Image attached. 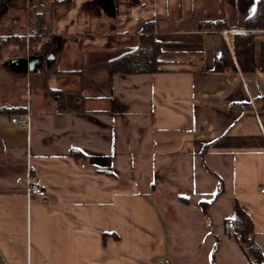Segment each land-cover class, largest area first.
Returning a JSON list of instances; mask_svg holds the SVG:
<instances>
[{
    "label": "crops",
    "instance_id": "1",
    "mask_svg": "<svg viewBox=\"0 0 264 264\" xmlns=\"http://www.w3.org/2000/svg\"><path fill=\"white\" fill-rule=\"evenodd\" d=\"M257 2L52 5L53 33L62 39L57 67L82 73L44 77L43 58L33 59L24 86L13 73L21 66L6 61L0 69V259L250 264L226 230L237 202L264 254V30L254 72L214 70L224 30L229 40L241 31ZM219 19L228 27H200ZM147 21L162 40L165 69L110 78L106 62L136 47ZM26 113L29 125L12 121ZM29 168L46 200L28 196ZM204 201L212 203L208 215Z\"/></svg>",
    "mask_w": 264,
    "mask_h": 264
},
{
    "label": "trees",
    "instance_id": "2",
    "mask_svg": "<svg viewBox=\"0 0 264 264\" xmlns=\"http://www.w3.org/2000/svg\"><path fill=\"white\" fill-rule=\"evenodd\" d=\"M73 0H29V27L32 34L29 39L25 36L13 35L11 25L0 24V34L9 33L11 36L0 38V46L3 47L12 43L15 37L19 40L21 47L27 45L31 55L43 54V66L40 73L44 77L52 74H77L82 70L62 71L57 67V56L62 45V39L53 33V23L51 16V7L57 3H70ZM26 5V0H0V7L9 10L14 5ZM224 12L223 3L221 4ZM202 29L222 30L228 27L223 19L207 20L200 23ZM29 28V29H30ZM264 30V0H258L255 12L249 16L241 31L235 32L230 40L231 46L224 41L220 53L215 57V71H224L228 68L237 69L244 72H254L257 68L256 61V34L257 31ZM15 36V37H14ZM1 37V36H0ZM28 43V44H27ZM48 47L46 50L42 48ZM232 48V49H231ZM162 40L154 30V23L147 21L139 35V41L136 47L106 62L105 67L110 78L115 73L125 74H145L163 71L164 59ZM53 55L48 62L49 55ZM1 111V110H0ZM25 111V110H23ZM24 113V112H23ZM72 154L80 159L85 158L84 152L78 148L72 149ZM223 180H220V191H223ZM188 203L190 200L182 198ZM211 201L202 202L204 212L208 215ZM236 231L242 234L240 242L243 250L250 261L264 263V254L255 240V226L251 216L242 209L237 202L235 211Z\"/></svg>",
    "mask_w": 264,
    "mask_h": 264
},
{
    "label": "rangeland",
    "instance_id": "3",
    "mask_svg": "<svg viewBox=\"0 0 264 264\" xmlns=\"http://www.w3.org/2000/svg\"><path fill=\"white\" fill-rule=\"evenodd\" d=\"M29 0H26V5L21 6L14 5L9 10H5L0 7V24L2 25H11L13 35H19L20 38L25 36L26 39H29V35L33 32L29 27V10L30 4ZM30 28V29H29ZM26 34V35H24ZM0 38H6L7 36H11V34H0ZM15 37V36H14ZM231 40V39H230ZM28 44V43H27ZM31 56L29 46L27 45L25 48L21 47L19 40L15 37L12 43L7 44L3 47L0 46V62H1V71H3V63L6 61H12L14 65H19L21 67H15L13 73H15L18 77L22 78L25 82L24 86H26V82H29L28 78H26V60ZM27 57V58H26ZM10 59V60H9ZM18 68V69H17ZM3 81V78L1 79Z\"/></svg>",
    "mask_w": 264,
    "mask_h": 264
},
{
    "label": "built area",
    "instance_id": "4",
    "mask_svg": "<svg viewBox=\"0 0 264 264\" xmlns=\"http://www.w3.org/2000/svg\"><path fill=\"white\" fill-rule=\"evenodd\" d=\"M228 30H224V35L226 36V41L229 46H231L230 40L227 37ZM254 105V104H253ZM238 107L240 108H247V104L244 103H239L237 104ZM12 121L14 123H17L22 126H27L30 123V116L29 113L26 114H21L19 116H13ZM84 166V164H82ZM29 175V180L27 181V194L29 197L31 196H39L42 199L47 198V190L44 187L42 183L41 177L33 172L31 168H29L28 171ZM261 191L264 193V186H262ZM226 230L228 235L236 239L237 241L241 242L242 241V234L236 231V222L233 217H230L226 221ZM0 264H7L6 260L4 258L0 259ZM161 264H169L167 261H163ZM250 264H260L257 261H250Z\"/></svg>",
    "mask_w": 264,
    "mask_h": 264
},
{
    "label": "water",
    "instance_id": "5",
    "mask_svg": "<svg viewBox=\"0 0 264 264\" xmlns=\"http://www.w3.org/2000/svg\"><path fill=\"white\" fill-rule=\"evenodd\" d=\"M42 59V58H44L43 57V55H40V56H38V55H34V56H30L27 60H26V63L29 65V67H30V64L32 63V61H33V59ZM30 69V68H29Z\"/></svg>",
    "mask_w": 264,
    "mask_h": 264
}]
</instances>
